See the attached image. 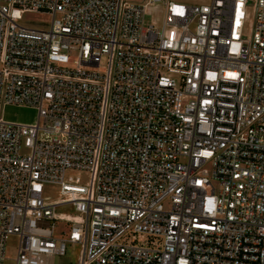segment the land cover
<instances>
[{"label":"built area","instance_id":"2783aa9c","mask_svg":"<svg viewBox=\"0 0 264 264\" xmlns=\"http://www.w3.org/2000/svg\"><path fill=\"white\" fill-rule=\"evenodd\" d=\"M0 105V264H264V0H0Z\"/></svg>","mask_w":264,"mask_h":264},{"label":"rangeland","instance_id":"374dc122","mask_svg":"<svg viewBox=\"0 0 264 264\" xmlns=\"http://www.w3.org/2000/svg\"><path fill=\"white\" fill-rule=\"evenodd\" d=\"M132 2H142L144 0H129ZM176 2H181L190 5H199V4H209L211 0H174ZM255 1V0H253ZM248 18L245 26V32L250 34L251 27L255 14V6L251 4L248 8ZM163 13L158 9L152 8L149 13L145 16V23L149 24L155 18L162 20ZM51 16L46 13L38 12H26L23 14V20L21 21L24 24L34 25L38 27H48ZM7 120L21 121V122H35L37 119V111L32 108H27V106H17V105H0V118ZM68 176H72L74 179L76 177L80 178L81 184H87L89 181L90 175L86 171L82 170H70L68 171ZM45 197L49 201H56L59 199V188L55 185H46L44 188ZM57 212L62 213H75V209L71 204H65L58 206L56 208ZM65 223L58 222V226H63ZM66 228V226H65ZM18 246V237L11 236L7 241L6 256L7 260L5 264H15L14 258L16 256ZM80 254V246H68L67 255L64 257H55L54 264H77V260Z\"/></svg>","mask_w":264,"mask_h":264},{"label":"crops","instance_id":"0c3cea01","mask_svg":"<svg viewBox=\"0 0 264 264\" xmlns=\"http://www.w3.org/2000/svg\"><path fill=\"white\" fill-rule=\"evenodd\" d=\"M6 106V105H5ZM27 108H31V107H27ZM32 109H34V108H32Z\"/></svg>","mask_w":264,"mask_h":264}]
</instances>
